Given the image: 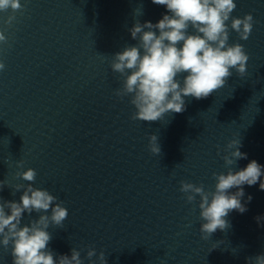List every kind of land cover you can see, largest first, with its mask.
I'll return each instance as SVG.
<instances>
[{
    "label": "water",
    "instance_id": "obj_1",
    "mask_svg": "<svg viewBox=\"0 0 264 264\" xmlns=\"http://www.w3.org/2000/svg\"><path fill=\"white\" fill-rule=\"evenodd\" d=\"M235 2L233 17L251 13L255 21L246 41L230 31L229 44H243L249 55L246 75L232 70L223 88L206 99L186 97L183 113L157 122L131 119L135 108L130 97L115 95L123 77L110 64L138 43L129 31L135 22L157 23L170 14L165 6L20 0L11 25V10L0 12L7 37L0 43V180L7 185L0 198L18 202L23 190L13 194L15 185L29 182L17 173L36 170L33 187L57 196L69 213L63 228L48 229L57 256L74 247L89 264L86 252L94 247L107 264H247L264 253L259 182L243 186L247 211L230 212L231 227L207 240L199 231V197L189 204L179 190L182 180L214 190L212 174L227 172L222 157L233 139L247 154L233 171L252 160L264 166V0ZM151 134L160 155L149 150ZM38 216L25 213L22 224ZM0 264H12L10 246L0 247Z\"/></svg>",
    "mask_w": 264,
    "mask_h": 264
},
{
    "label": "clouds",
    "instance_id": "obj_2",
    "mask_svg": "<svg viewBox=\"0 0 264 264\" xmlns=\"http://www.w3.org/2000/svg\"><path fill=\"white\" fill-rule=\"evenodd\" d=\"M152 3L165 6L170 14H164L155 24L150 21L141 24L137 20L129 31L138 43L115 53L110 64L111 70L123 77L115 95L130 97L129 102L135 108L131 119L143 122H157L169 113H183L186 97L206 99L227 84L232 70L244 77L249 55L243 44H229L230 31L246 41L255 23L251 13L243 17L231 15L237 7L235 0H152ZM22 7L20 0H0V12L10 9L13 13L5 21L9 25ZM0 43H7L2 30ZM4 69L5 64L0 61V71ZM241 147L240 139L230 140L225 146L226 154L222 159L227 172L212 174L216 181L214 190H206L203 183L180 181L179 190L187 203L193 204L199 197L201 239L211 238L217 230L229 229L231 224L226 217L230 212L243 214L247 211L246 204L241 202L245 195L244 185L253 186L259 182L260 190H264V180H261L264 166L255 160L233 171L232 166L238 160L247 159ZM149 150L154 155L161 154L155 134L149 136ZM23 163L18 161L17 166L23 167ZM17 176L29 182L15 185L13 194L23 190L20 200L0 198V247L8 250L10 246L12 264H84L81 252L74 247L70 256H57L48 247L53 238L48 229L52 226L63 228L69 214L62 206L63 201H58L47 189L33 187L37 177L35 169L28 168ZM5 186L4 180H0V191ZM233 188L237 189L234 193L230 192ZM251 199L249 195L248 201ZM33 212L39 214L38 219L22 224L24 214L31 216ZM86 258L89 264H97V261L107 264L105 252L97 255L94 247L88 248ZM246 259L247 264H264V253Z\"/></svg>",
    "mask_w": 264,
    "mask_h": 264
}]
</instances>
